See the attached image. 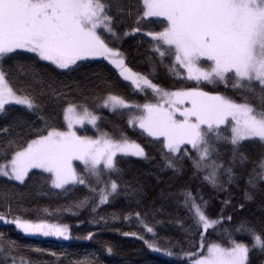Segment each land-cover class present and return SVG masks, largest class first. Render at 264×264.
Segmentation results:
<instances>
[{
	"label": "snow or ice",
	"instance_id": "1",
	"mask_svg": "<svg viewBox=\"0 0 264 264\" xmlns=\"http://www.w3.org/2000/svg\"><path fill=\"white\" fill-rule=\"evenodd\" d=\"M140 2L141 6L133 11L124 8L120 0H0V114L8 116L16 111L13 106H20L42 122L34 136L19 144L13 139V131L14 125L24 123L22 119L0 128V177L23 185L31 179L30 173L47 174L44 178L50 186L62 192L82 186L91 196L79 200L75 207L83 209L91 204L92 212L122 192L135 195L128 193L127 185L120 181L121 163L127 157L149 159L145 148L123 130L104 131L97 123L101 117L94 108L69 99L77 89L64 80L55 87L56 81L50 77L49 91L42 90L41 95L64 99L66 127L49 123L45 103L30 90L34 83L41 82L37 65L41 69L53 66L57 77L71 78L87 66L82 62L107 61L144 100L137 102L109 92L99 98L97 106L125 117L128 126L157 141L166 169L180 174L182 162L188 160L195 172L202 174L205 185L225 194L218 214L212 215L210 201L201 193L181 191L182 206L200 237L195 250L181 249L177 253L154 241L144 243L153 252L174 258L176 264H250L252 248L264 251V231L256 230L248 221L231 225L230 212L236 205L229 189L238 183V170L249 163L245 147L256 143L264 147V0ZM124 15L133 18L127 31L118 29ZM143 21L160 26L145 28ZM137 33L141 38H150L149 59L154 65L192 84L171 90L134 71L116 44ZM18 75L30 76L31 83L18 80ZM202 85H222L233 94L205 91ZM253 96L259 97L258 105L251 102ZM85 125H91L96 134L78 133L77 127ZM223 148L228 149L227 161ZM247 185L244 197L252 201L257 187L264 185V158L249 172ZM244 207L243 202L239 203L240 210ZM135 215L155 236L154 228L141 220L140 213ZM0 222L14 225L26 236L72 239L70 226L13 214L11 207L0 211ZM213 234L223 235L226 242H206L205 237ZM235 234L246 235L250 241L237 240ZM93 235L89 232L84 239L92 240ZM106 250L112 253L111 247ZM0 256L7 258V264H30L16 241L3 233Z\"/></svg>",
	"mask_w": 264,
	"mask_h": 264
},
{
	"label": "trees",
	"instance_id": "2",
	"mask_svg": "<svg viewBox=\"0 0 264 264\" xmlns=\"http://www.w3.org/2000/svg\"><path fill=\"white\" fill-rule=\"evenodd\" d=\"M122 6L133 11L141 6L140 0H120ZM145 28H157L159 24L151 21H143ZM133 25V18L124 15L123 22L118 29L127 31ZM147 39L141 38L137 33L124 37L117 42L116 46L125 54L126 62L134 70L148 75L154 82L162 87L175 90L188 87L191 81H183L173 77L167 68L154 63L149 59L151 52ZM41 64L46 62H40ZM87 66L71 78L66 76L57 77L52 71L53 66L41 69L36 66L40 74L41 82L34 83L31 91L45 103L44 114L49 123L57 127H65L62 108L64 99L57 101L49 94L41 95L43 90L47 93V84L50 77L56 81L55 87H59V80L71 84L74 90L69 99L73 103H84L94 108L97 115L101 117L98 125L108 132L123 130L130 139L140 143L145 148L149 159L138 157L124 158L121 163L122 175L120 181L127 185V192H135V195L122 192L109 204L101 206L96 212L91 211V204L83 209H77L75 204L85 196H91L82 186L76 187L68 192L54 189L44 178L47 174L33 176L29 174L30 180L23 185L17 181L0 177V211L11 207L13 214H21L33 220H46L49 223H60L70 226L72 239L64 240L56 237L26 236L15 229L14 225L0 223V233L16 241L26 261L30 264H176L174 258H169L161 253L153 252L144 243L145 240L154 241L165 248L179 253L195 250L200 237L196 234L192 220L182 206L180 193L184 189L201 193L210 201V213L218 214L222 207L221 200L224 193H215L202 182V174L195 172L188 160L182 162L180 174L164 167L161 152L157 146L158 142L142 133L138 128L134 129L127 125L126 118L118 116L111 111L98 107L99 98L106 96L109 92L120 94L128 99L143 102L144 97L136 93L128 84L119 77L117 71L104 60L82 62ZM59 71V70H57ZM18 80L24 79L31 83V77L17 76ZM205 91H218L222 94L232 95V91L222 85L203 86ZM253 104L260 103L258 96L251 99ZM16 111L8 116L0 114V128L14 125L17 118L24 121L21 126L14 125L13 139L17 143L35 135V131L42 122L33 113H26L20 106H13ZM19 133V136L16 135ZM89 135H95L86 131ZM0 143H3L0 140ZM244 151L249 157L246 167L238 170V183L233 185L229 191L232 195L233 204L231 210L233 216L231 225L235 226L241 221H248L256 230L264 231V185H259L255 190L254 199L247 201L244 193L248 190L247 178L253 166L264 158V147L260 144H248ZM225 161L229 158L227 148L222 149ZM79 170V169H78ZM39 170H33L38 172ZM243 202L245 207L239 209V203ZM71 209V211H69ZM140 213L141 220L152 226L155 236L148 233L143 224L138 222L136 213ZM49 213H51L49 215ZM72 213H76L73 215ZM103 217V220L100 219ZM126 217H129L126 219ZM106 221V222H105ZM211 231V230H210ZM94 233L92 240L84 237ZM124 232L136 233V236H125ZM237 240L250 241V237L235 234ZM138 237H143L139 239ZM207 241L225 243V238L220 234L205 237ZM112 248V253L107 248ZM251 247V245H250ZM34 248L44 251L35 252ZM55 252L57 256L49 255ZM250 264H264V251L253 249L249 253ZM0 264H7V258L0 256Z\"/></svg>",
	"mask_w": 264,
	"mask_h": 264
},
{
	"label": "rangeland",
	"instance_id": "3",
	"mask_svg": "<svg viewBox=\"0 0 264 264\" xmlns=\"http://www.w3.org/2000/svg\"><path fill=\"white\" fill-rule=\"evenodd\" d=\"M153 19H155V18H153ZM126 82H127V81H126ZM104 109H107V108H104ZM107 110H109V109H107ZM97 123H98V122H97ZM65 127H66V124H65ZM77 131H78V133H80V134H87L86 131H90V132L96 134V130L93 129L91 125H85L84 128H79V127H77ZM87 135H89V134H87ZM90 136H91V135H90ZM74 163H76L77 165L79 164V162H74ZM17 182H18V181H17ZM0 223H2V222H0ZM253 249H257V248H253Z\"/></svg>",
	"mask_w": 264,
	"mask_h": 264
}]
</instances>
